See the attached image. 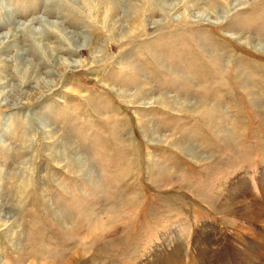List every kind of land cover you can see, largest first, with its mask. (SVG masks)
Returning a JSON list of instances; mask_svg holds the SVG:
<instances>
[{
  "label": "rangeland",
  "instance_id": "374dc122",
  "mask_svg": "<svg viewBox=\"0 0 264 264\" xmlns=\"http://www.w3.org/2000/svg\"><path fill=\"white\" fill-rule=\"evenodd\" d=\"M11 33L0 264H166L175 247L188 264L204 218L231 228L233 263L264 264V0H0ZM200 101L214 112L188 111ZM250 171L261 215L233 200L254 199L231 192ZM212 251L199 262L228 263Z\"/></svg>",
  "mask_w": 264,
  "mask_h": 264
},
{
  "label": "crops",
  "instance_id": "0c3cea01",
  "mask_svg": "<svg viewBox=\"0 0 264 264\" xmlns=\"http://www.w3.org/2000/svg\"><path fill=\"white\" fill-rule=\"evenodd\" d=\"M256 160H253V162H255ZM250 177L248 179V187L249 191L252 195V197L255 199V201L257 203L262 204V186L261 183L260 184V177H257L258 174L255 173L254 171H250L248 174ZM264 175V174H263ZM255 176V177H253ZM264 204V203H263ZM235 216L237 217V215L235 214ZM237 219H243L241 217H237ZM223 220V219H222ZM246 220V219H243ZM221 221V220H220ZM220 221L216 220V219H212V218H204V220L201 222L200 225H196L194 221H192V223L189 224L188 229L185 230L184 233V240L189 243V248H190V255H187V246L185 249V259L188 261V264H210L207 262V260L205 262H199V260L204 261L203 259L205 258H212L214 257L213 255H211V252H213V248H216L217 250L222 251L225 253V260H227V264H235L236 262L234 261V263L232 262L233 260H235V250L233 249H229V247H227L226 242L224 241H228L226 240V237L229 238V236H232L231 234V228L223 223H220ZM200 223V222H198ZM256 223V222H254ZM259 224V223H257ZM240 225V224H239ZM243 230H247L245 227L243 226H238V228L236 230H233V237L237 236L240 234V232H242ZM199 235L202 236V238L207 239V242L205 240V244L203 245V247H201V249L204 250V255H202L200 257V255L197 256H192L191 253L193 251V249H197L198 248V243H196L197 238L199 237ZM187 245V244H186ZM247 255V254H245ZM251 255V254H250ZM249 256V255H248ZM222 258V255L219 256V259ZM224 258V257H223ZM187 264V262H186Z\"/></svg>",
  "mask_w": 264,
  "mask_h": 264
},
{
  "label": "bare ground",
  "instance_id": "6f19581e",
  "mask_svg": "<svg viewBox=\"0 0 264 264\" xmlns=\"http://www.w3.org/2000/svg\"><path fill=\"white\" fill-rule=\"evenodd\" d=\"M109 1H111V2H113L112 0H109ZM200 18V17H199ZM204 17H203V15H202V19H203ZM223 18V17H222ZM219 20V19H218ZM205 21V20H204ZM28 27V29H30L31 31L33 30L32 28H31V25H28L27 26ZM27 27H25V28H23L22 30L23 31H25L26 30V28ZM22 31V32H23ZM29 32V31H28ZM36 34V33H35ZM40 34V33H39ZM18 35H20L19 34V32H18ZM14 37V35H12V33L11 34H4V35H1L0 36V47H1V49H3V48H7V46H6V44H8V43H11L12 41H13V38ZM15 37H16V35H15ZM16 39V38H15ZM14 39V40H15ZM81 39V37H79V36H77L76 35V37H71L70 39H69V42H70V44L73 46L75 43H76V41H79ZM67 41V40H66ZM253 42V41H252ZM251 42V43H252ZM68 44V43H67ZM70 45V46H71ZM251 45V44H250ZM258 45V44H257ZM262 45V44H261ZM256 48H259V46L258 47H256ZM71 50V49H70ZM77 51V50H76ZM24 54V53H23ZM24 57V56H23ZM36 57H38L37 55H36ZM35 58V57H34ZM46 59V58H45ZM57 59V58H56ZM17 60V59H16ZM26 61H28L27 60V58H26ZM30 61V60H29ZM44 61V60H43ZM22 62V61H21ZM56 62H57V60H56ZM11 63V62H10ZM46 63V62H45ZM51 63V62H50ZM25 64V63H24ZM20 65V64H19ZM82 65V64H81ZM66 68H65V71H64V73L66 74V73H69V72H71L72 70H75L76 68H78V65H77V63H74V64H71V65H69V64H66V66H65ZM80 67V66H79ZM52 74H54V72H52ZM62 79V78H61ZM62 81V80H61ZM27 83V82H26ZM48 85H49V83H48ZM55 85H57V84H55ZM1 87H2V85H1ZM54 86H52V87H49V90L50 91H52V90H54ZM153 92H154V90H152V89H150V88H140V89H138V92L136 93V96L138 95H152L153 94ZM120 93V92H119ZM123 95V94H125L124 92H121L119 95ZM126 95H127V93H126ZM135 95V94H134ZM144 95V96H145ZM128 96V95H127ZM143 96V97H144ZM161 98H163V97H161ZM171 98V97H170ZM173 98V97H172ZM164 99V98H163ZM171 101H174L173 99H171ZM205 105V106H204ZM189 108H193V110L195 111H199L200 113L201 112H203V115H205V113H208L209 115H210V112H214V108L213 109H211V106L210 105H207V103L206 102H204V101H200V102H195V103H193V105H191V104H188V111L189 110H191L192 111V109H189ZM197 108V109H196ZM193 111V112H194ZM151 130L150 129H148L147 130V132H150ZM192 149V148H191ZM232 191L231 192H233V193H235V194H241V195H247L248 193H249V190H248V188H247V186H245V182H243V180L241 181V182H236L235 184H233L232 185V189H231ZM238 198H240L241 200L240 201H237L236 199H238ZM250 194H248V196H238V195H234V198H233V200L234 201H237V202H239V204L240 205H242L244 208H246V209H248V210H250V212H255V213H258L259 215H261V214H263V212L261 211L262 209H260V211H257L258 209H259V207H261L254 199H251L250 200ZM247 200L248 201H250V203H252V204H248L247 203ZM258 205V206H257ZM258 209H257V208ZM250 208V209H249ZM262 208V207H261ZM245 211V210H244ZM247 212V211H246ZM248 213V212H247ZM252 217V216H251ZM254 217V216H253ZM255 217H257V216H255ZM252 218L253 220H255L256 218ZM260 217V216H259ZM248 218L249 219H251L249 216H248ZM263 218V217H262ZM251 219V220H252ZM202 243V242H201ZM178 247H175L174 249H173V251L171 252V253H168V261L166 260V264H173V262H174V264H178L177 263V261H175L178 257H177V255H178ZM259 252V251H258ZM237 253V252H236ZM239 254V253H238ZM262 253H260V255H261ZM172 255H175L173 258H170V257H172ZM259 257V256H258ZM238 260V259H237ZM247 261V260H246ZM246 261H244L245 263H246ZM179 262V261H178ZM239 262V261H238ZM236 264H241L240 262L239 263H237L236 262ZM244 264V263H243ZM247 264V263H246Z\"/></svg>",
  "mask_w": 264,
  "mask_h": 264
}]
</instances>
